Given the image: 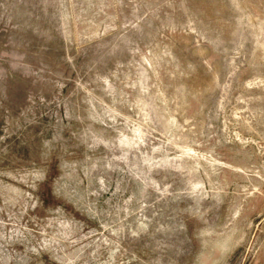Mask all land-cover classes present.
Returning a JSON list of instances; mask_svg holds the SVG:
<instances>
[{
    "label": "rangeland",
    "instance_id": "obj_1",
    "mask_svg": "<svg viewBox=\"0 0 264 264\" xmlns=\"http://www.w3.org/2000/svg\"><path fill=\"white\" fill-rule=\"evenodd\" d=\"M0 264H264V0H0Z\"/></svg>",
    "mask_w": 264,
    "mask_h": 264
}]
</instances>
